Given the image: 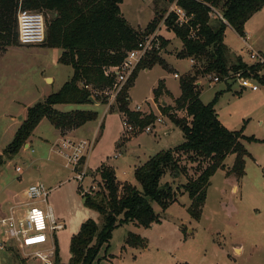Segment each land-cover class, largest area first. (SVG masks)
I'll return each mask as SVG.
<instances>
[{"label": "rangeland", "instance_id": "374dc122", "mask_svg": "<svg viewBox=\"0 0 264 264\" xmlns=\"http://www.w3.org/2000/svg\"><path fill=\"white\" fill-rule=\"evenodd\" d=\"M170 5L168 0H124L121 5L123 15L132 26L136 23L146 26L155 14L163 16L156 30L160 27V33L167 38V45L159 52L167 67L155 64L148 71L140 70L128 90V106L140 105L145 112L152 111V106L155 113L160 112L157 111L159 102L154 101V105L152 102V88L159 79L164 80L173 95H178L179 78L190 71L191 65L195 63L191 64L189 58L176 56L181 41L163 25ZM19 7L24 8L18 0L16 34ZM31 10L41 12L45 19L48 17L44 11ZM210 21L214 23L216 18L212 16ZM144 27L135 26L139 30ZM224 38L248 64L254 63L249 57L248 44L254 50H260L264 56V21L256 36L244 37L243 40L227 29ZM61 51V48L43 45H21L18 36L14 45L0 47V205L7 211L10 205L24 203V191L31 183L41 182L46 186V202L40 201L37 205H50L55 218L62 221L64 226L53 234L58 259L55 262L54 255L53 264L69 261L70 239L78 232L82 222L92 219L99 227L102 223L101 214L84 204L80 192L81 189L88 191L92 184L97 187L89 195L95 196L99 192L100 164L113 167L119 184L128 182L140 188L133 174V163H136L137 157L143 163L149 155L173 148L184 140L180 128L164 116L163 122L152 133L133 135L135 137L124 146L127 140L121 144V136L124 135L121 115L115 100L109 97L97 105H54L59 111L96 110L97 117L78 129L68 131L54 128L47 118H43L17 153L5 154L4 149L26 117L27 107L43 101L70 79L71 66L58 61ZM174 73L179 77H174ZM49 76L53 77V81H45L44 78ZM198 81L199 98L203 103L211 101L216 92L220 93L215 109L219 121L227 129L242 130L247 136L264 137V88L253 91L246 87L241 90L238 84L230 81L231 89L226 90V83L214 82L211 76H199ZM164 99L168 105L174 106L172 96L164 95ZM173 112L177 117L185 114L182 110ZM63 135L92 143L85 155L87 174L81 181L76 179V171L66 165L64 158L54 148V143ZM244 144L254 156H258L259 161L247 159L245 174L240 179L234 176L226 178L224 170L217 169L210 177L199 220L193 219L187 212L190 200L181 187L188 179L196 177L199 171L196 163L184 157L180 163L185 166V172L173 177L167 171L160 179L161 184L169 182L177 190V196L165 209L156 202L152 203L159 221L147 227L133 222L117 225L107 244L99 251V261L95 264H264V143ZM115 153H118L117 157H114ZM233 157L228 155L224 159L225 168L231 166ZM16 167L20 171H16ZM232 184L237 186L236 190L231 189ZM24 208L20 207L18 211L23 212ZM128 232L140 236L144 246L128 245ZM1 242L4 247L0 248V264H44L40 259L30 258L16 248L3 232L0 234ZM234 246L241 247V251H235Z\"/></svg>", "mask_w": 264, "mask_h": 264}, {"label": "trees", "instance_id": "16d2710c", "mask_svg": "<svg viewBox=\"0 0 264 264\" xmlns=\"http://www.w3.org/2000/svg\"><path fill=\"white\" fill-rule=\"evenodd\" d=\"M123 0H21L25 8L44 11L46 18L45 47L61 48L58 61L70 65L72 75L60 89L47 95L26 109V117L17 127L13 139L4 149L5 154L13 155L23 146L41 119L47 118L54 128L72 130L97 117L96 110L74 109L59 111L56 104L91 103V96L104 103L105 90H114L118 84L110 68L119 65L126 53L133 49L138 40L156 31L162 15L154 17L143 30L132 27L123 17L119 4ZM175 2L190 16L186 24L179 26L176 15L168 13L163 24L180 39L181 47L176 56L194 60L190 71L179 78L180 94L174 98V106L162 105L160 98L171 96L165 88L164 80L159 79L152 89L153 101L159 102L160 113L167 116L183 133V142L161 150L150 156L144 163L134 168L133 174L140 188L116 180L114 169L100 164L99 192L95 196L82 195L84 204L102 216L100 227L92 219L81 223L76 234L70 239L71 256L64 264H95L99 251L107 244L112 230L121 223L133 222L144 227L159 221L152 203L165 209L176 200L177 190L169 182L160 183L161 177L171 172L173 177L185 172L180 163L186 158L196 163L198 174L188 179L182 187L190 203L189 215L199 220L205 202L210 177L217 169H224L226 176L240 179L245 174V160L251 158L243 141H257L254 136H245L242 130H229L218 119L215 103L220 94L216 92L211 101L203 103L200 98L199 76L217 77L233 81L234 74L258 78L260 65L247 64L240 56L234 55L224 43V31L230 26L239 36H244L245 22L264 6V0H168ZM18 0H0V47L14 45L15 12ZM220 14L225 21H221ZM216 22L211 23V17ZM161 47L167 40L160 36ZM155 64L167 67L158 52H149L142 58L127 81L119 88L115 102L118 111L140 126L152 122V112L143 114L128 106V90L142 69H150ZM97 92V95L94 93ZM182 110L184 115L175 116L173 111ZM234 155L231 167L225 168L224 159ZM1 163V156H0ZM205 163L203 166L202 164ZM126 243L130 246H144L143 239L128 232ZM56 245V244H55ZM55 262L57 247L55 249Z\"/></svg>", "mask_w": 264, "mask_h": 264}, {"label": "built area", "instance_id": "2783aa9c", "mask_svg": "<svg viewBox=\"0 0 264 264\" xmlns=\"http://www.w3.org/2000/svg\"><path fill=\"white\" fill-rule=\"evenodd\" d=\"M21 4V0H19ZM168 13L176 15V23L181 26L186 24L190 16L186 14L183 8L172 2ZM221 21L224 18L217 14ZM17 36L21 45H41L46 40V19L45 16L38 11L19 7L16 14ZM249 57L254 60V63L259 64L261 67L258 70V78L253 75L244 76L240 72L234 74L232 82L238 84L241 90L248 87L255 91L264 88V56L254 50L249 44L247 45ZM162 50L161 41L157 31L143 35L137 42L136 46L126 53L122 63L110 68L111 73L114 74L115 80L118 84L114 90H105L102 93L108 100L109 97L115 100V96L119 88L127 81L139 61L144 58L149 52ZM190 63H194L190 59ZM178 77L177 73L173 74ZM212 81L220 82L217 77H211ZM229 81V79H225ZM112 91H114L113 94ZM97 95V92L94 93ZM110 98V99H111ZM131 110L143 114L145 112L140 105H135ZM121 124L123 127V134L128 136L132 133L146 132L152 133L155 127L163 122L165 115L158 113L152 122L140 126L139 124L129 120L128 116L121 113ZM92 143L86 139H72L71 137L60 136L54 143L55 150L64 158L67 166L71 170L76 171V179L81 181L86 175V168L83 166V158L88 153ZM118 153L114 154L117 157ZM20 171L19 167L15 168ZM97 185L92 184L89 186L88 191L80 190L82 195L91 194L96 190ZM26 201L19 205H11L6 214L0 216V232H3L12 244L20 251L24 252L30 258H38L44 264H53L56 245L54 242L53 234L57 230L63 229L62 221L55 218L53 210L50 205L45 204L40 207L37 204L46 202L48 189L41 182H34L27 186L24 191ZM20 207H25L23 212L18 211ZM4 244L0 243V248ZM25 250H28L25 252Z\"/></svg>", "mask_w": 264, "mask_h": 264}, {"label": "crops", "instance_id": "0c3cea01", "mask_svg": "<svg viewBox=\"0 0 264 264\" xmlns=\"http://www.w3.org/2000/svg\"><path fill=\"white\" fill-rule=\"evenodd\" d=\"M124 1V0H123ZM123 1L119 4V7H120V11H121V13H122V15H123V12H122V9H121V5H122V3H123ZM49 16V15H48ZM123 17L127 20V22L131 25V23H130V21H129V19L127 18V17H125V15H123ZM153 18V16L150 18V20ZM131 19V18H130ZM263 21H264V6L259 10V11H257V12H255L246 22H245V24H244V37H253V36H256V34L258 33V30L260 29V27H261V24L263 23ZM148 23V22H147ZM164 25V24H163ZM132 26V25H131ZM135 26H137V27H144L145 25H143V26H140L138 23H136V25H133L132 27H134L135 28ZM160 28V27H159ZM159 28L156 30L157 31V33L160 35V36H162L163 38H164V36L160 33V30H159ZM227 29H231L232 31H233V29L230 27V26H226V28H225V31H227ZM225 31H224V36H225ZM244 37H240V38H243V40H244ZM165 39V38H164ZM167 39V38H166ZM223 41H224V43L228 46V48L230 49V51L234 54V55H236V56H239V53L238 52H236V51H234L233 49H231V47L228 45V43L226 42V40H225V38L223 39ZM246 43V42H245ZM181 47V46H180ZM55 48H57V47H55ZM253 48V47H252ZM180 49V48H179ZM258 52H260L262 55H263V53L260 51V50H258ZM244 62V61H243ZM246 63V62H245ZM248 64V63H247ZM149 69H145V71H148ZM72 75V74H71ZM179 77V76H178ZM46 78H49V80H52L53 81V77L52 76H49V77H45L44 79H45V81L47 80ZM64 83V82H63ZM63 83H62V85H63ZM200 82L198 81L197 82V84H199ZM61 85V86H62ZM164 85H165V88L170 92V94H171V96L173 97V99L174 98H176V97H178L179 96V94H180V91H179V94L178 95H173V93L167 88V86H166V84H165V82H164ZM60 86V87H61ZM60 87H59V89H60ZM155 87V86H154ZM153 87V88H154ZM152 88V89H153ZM58 89V90H59ZM231 89V88H230ZM179 90H180V88H179ZM152 97H153V94H152ZM160 100L162 101V100H164L165 102H166V104H168V102L164 99V96H162L161 98H160ZM152 102H153V105H154V101H153V99H152ZM92 104H94V105H97V104H95V103H92ZM130 107V109L131 108H133V107H131V106H129ZM156 107V106H155ZM215 107V106H214ZM74 110V109H73ZM216 110V109H215ZM148 111V110H147ZM151 111V110H150ZM153 111V112H152ZM152 113L154 114V115H156L157 113H155V110H154V108H153V106H152ZM157 111H159V109L157 108ZM41 121V120H40ZM259 123L261 124L262 122H261V120H259ZM78 128H80V127H78ZM78 128H76V129H78ZM76 129L74 130V131H76ZM138 133H140V132H138ZM138 133H132V135L130 134V135H128V136H126V135H122L121 136V139H122V141H121V144H123L124 143V141H126L127 140V142L124 144V146H126V144L129 142V141H131ZM74 134V133H73ZM72 134V135H73ZM57 135V134H56ZM133 135H135V136H133ZM245 135V134H244ZM64 136H66V135H64ZM245 136H247V135H245ZM66 137H71V138H73L72 136H66ZM256 139H257V141H251V142H248V141H243V143H253V142H263L264 143V137H255ZM29 144V143H28ZM245 145V144H244ZM245 147H246V145H245ZM247 149V148H246ZM248 150V149H247ZM161 151V150H160ZM159 152V151H158ZM248 152L250 153V155H251V158H246V160L247 159H250V160H252V161H254V162H257V161H259V159H258V156H254L249 150H248ZM157 153V152H156ZM154 155V154H153ZM152 156V155H151ZM234 156V155H233ZM149 157H150V155H149ZM148 157V158H149ZM147 158V159H148ZM146 159V160H147ZM233 159H234V157H233ZM145 160V161H146ZM245 160V166H246V161ZM83 166L85 165L86 166V163H87V159H86V156L83 158ZM145 161H143V163L145 162ZM141 162V159H138V157H137V160H136V163H133V166H134V168L135 167H137V166H139V165H141L142 163H140ZM233 163V162H232ZM111 165V164H110ZM232 165V164H231ZM112 166V165H111ZM231 167V166H230ZM113 168V167H112ZM229 168V167H228ZM224 170V169H223ZM114 172H115V170H114ZM216 172V171H215ZM214 175V174H213ZM224 176L226 177V178H228V177H230V176H226V174H225V170H224ZM235 184V183H234ZM234 184H232V186H231V189L232 190H236L237 189V186L236 185H234ZM11 206V205H10ZM9 206V207H10ZM8 207V208H9ZM8 208L6 209V210H8ZM0 209H1V212L3 211V213L4 214H6V212L7 211H4V209H3V207H2V205H0ZM4 214H2V215H4ZM2 215H0V216H2ZM0 234H1V232H0ZM234 250L235 251H237V252H240L241 251V247H239V246H234Z\"/></svg>", "mask_w": 264, "mask_h": 264}, {"label": "water", "instance_id": "95a60500", "mask_svg": "<svg viewBox=\"0 0 264 264\" xmlns=\"http://www.w3.org/2000/svg\"><path fill=\"white\" fill-rule=\"evenodd\" d=\"M46 79L48 80L49 78H46ZM88 100H89L91 103H95V104H99V103H100V102L96 101V100H95L93 97H91V96L88 98ZM161 104H162V105H166V102H165L164 100H162V101H161ZM56 264H57V263H56Z\"/></svg>", "mask_w": 264, "mask_h": 264}]
</instances>
